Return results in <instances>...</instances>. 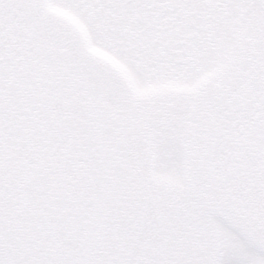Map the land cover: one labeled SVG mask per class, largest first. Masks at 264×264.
<instances>
[{"label": "snow or ice", "instance_id": "1", "mask_svg": "<svg viewBox=\"0 0 264 264\" xmlns=\"http://www.w3.org/2000/svg\"><path fill=\"white\" fill-rule=\"evenodd\" d=\"M0 264H264V0H0Z\"/></svg>", "mask_w": 264, "mask_h": 264}]
</instances>
